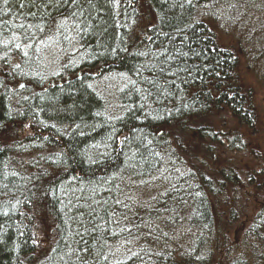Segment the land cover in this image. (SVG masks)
Listing matches in <instances>:
<instances>
[{"label":"trees","instance_id":"16d2710c","mask_svg":"<svg viewBox=\"0 0 264 264\" xmlns=\"http://www.w3.org/2000/svg\"><path fill=\"white\" fill-rule=\"evenodd\" d=\"M228 1L143 0L151 16L138 37L136 0H0V136L15 138V121L36 130L0 144V264H208L200 242L212 228L204 192L184 194V179L171 187L173 211L196 237L180 257L150 227L155 214L136 215L123 194L130 181L163 183L165 129L176 131L178 148L195 128L210 151L215 136L198 123L215 108L253 128L251 92L241 93L235 59L204 21ZM63 55L70 64H61ZM93 70L121 80L116 116L91 85ZM206 182L204 189L223 194L226 184L217 190ZM251 188L261 198L244 233L247 259L225 254L216 264H264V188ZM40 212L53 238L36 253ZM138 234L144 245L120 259L121 246Z\"/></svg>","mask_w":264,"mask_h":264},{"label":"rangeland","instance_id":"374dc122","mask_svg":"<svg viewBox=\"0 0 264 264\" xmlns=\"http://www.w3.org/2000/svg\"><path fill=\"white\" fill-rule=\"evenodd\" d=\"M136 1L137 24L134 25L133 33L139 37L144 32V19L149 18L151 14L148 8L143 6V0ZM212 1L215 5V0ZM227 3V6L216 5V15L214 11L212 15L205 16L204 21L216 36L218 46L229 51L235 59L234 74L240 82L241 93L248 98L251 92L248 100L255 119L253 128H246L243 121L235 119L226 110L215 108L198 123L201 130L208 128V132L215 136V145L210 151L206 150L196 137L195 128L189 131L186 138L181 137V146L178 148L172 138L175 131L173 127L165 129L170 149L162 161L160 171H163V176L160 178L158 175L163 179V183H160L157 176L147 178L148 182L130 181V186H125L127 189L123 194L125 202L131 203L132 209L136 210V215L142 217L149 212L155 214L156 218L150 227L162 235L161 240L167 235L164 242H169V246L180 257L183 251L194 246L196 237L187 235L188 220L184 215L173 211L172 207L177 206L178 201H173V195H170L171 187H178V182L184 179V194H187L189 189H194L196 193L204 192L206 202L209 203L212 228L209 229L208 236L204 235L200 242L208 264H216L225 254L231 261L237 258L247 259L242 248L244 233L255 213L253 206L260 202L261 198L260 195L252 194L251 187L259 184L264 188V0H230ZM70 58L63 55L61 64H70ZM91 73L93 78L97 77L91 85L104 98L107 112L116 116L117 109L114 113L113 110L117 105L116 96L121 87V80L113 74H110V77L94 70ZM17 87L23 88L24 83H18ZM13 124L15 138L13 134L3 138L1 135L0 144L11 145V142L24 140L30 133H36L28 123L15 121ZM230 173L233 175L230 178L231 183L223 182L221 179H226V175ZM250 178L254 179L253 183L249 182ZM205 180L208 185H215L216 189L222 182L226 184L223 194L218 189L217 193H213L215 190H209V186L204 189V182L207 184ZM165 193L166 197L170 195L168 200L164 196ZM184 200L186 203V199ZM148 204H152L153 209L147 211ZM169 209L171 212L167 213L166 210ZM190 210L192 209L187 207L188 213ZM166 217H170L171 221L163 228ZM34 223L38 233V253L44 250L45 246L49 247L51 240H47L46 236L53 238L52 231L49 230L52 225L47 215L41 212L35 216ZM173 227H176L174 236ZM139 240L140 234L133 243L121 246L120 259L137 244L144 245L140 244ZM171 240L173 242H170ZM140 241L144 242L142 239Z\"/></svg>","mask_w":264,"mask_h":264},{"label":"water","instance_id":"95a60500","mask_svg":"<svg viewBox=\"0 0 264 264\" xmlns=\"http://www.w3.org/2000/svg\"><path fill=\"white\" fill-rule=\"evenodd\" d=\"M67 79H68V78H67ZM59 83H60V82H59ZM48 85H51V83H49ZM48 85H47V86H48Z\"/></svg>","mask_w":264,"mask_h":264},{"label":"flooded vegetation","instance_id":"af4514ba","mask_svg":"<svg viewBox=\"0 0 264 264\" xmlns=\"http://www.w3.org/2000/svg\"><path fill=\"white\" fill-rule=\"evenodd\" d=\"M251 179H252V178H250V181H251ZM250 181H249V182H250Z\"/></svg>","mask_w":264,"mask_h":264}]
</instances>
